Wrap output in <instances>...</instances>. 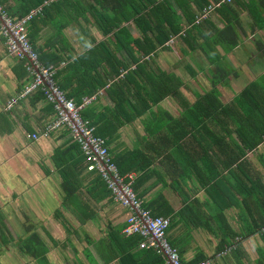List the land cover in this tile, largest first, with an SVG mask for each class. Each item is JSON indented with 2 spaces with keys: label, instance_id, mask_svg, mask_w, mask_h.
<instances>
[{
  "label": "trees",
  "instance_id": "1",
  "mask_svg": "<svg viewBox=\"0 0 264 264\" xmlns=\"http://www.w3.org/2000/svg\"><path fill=\"white\" fill-rule=\"evenodd\" d=\"M9 1L0 0V4L16 21L27 17L33 11H38L28 23L30 41L44 65H55L59 68L55 79L69 99L80 104L83 98L92 97L99 90L106 89L107 96L115 104L109 109V116H106V113L103 114L104 117L98 116L94 106L83 112L84 118L89 119L96 126L97 135L113 140L124 124H133L143 118L167 97L173 96L183 107L184 113L181 118L174 119L168 114L172 123L167 125L163 123L164 126L157 119L156 122L153 120L148 122V128L154 135L151 145L159 147L164 145V150L156 151L157 155L154 156L141 150L127 156L113 157L122 175L137 173L133 184L137 196L140 199H144L148 194L151 196L146 203V209L155 217L171 219L167 238L180 254L183 264H199L210 256L201 252L193 261L185 260L189 235L185 234L184 238H179V235L175 234L181 226L191 234L192 231L199 229L213 231L216 223L222 233V240L216 253L237 243V248L223 259L233 258L242 253L243 249L237 239L258 235L264 245V233H262L264 171L259 170L249 158H245L247 154L244 152V148L247 152H251L264 142V87L255 82L250 84L227 106L222 105L220 92L215 88L191 103L186 101V95L181 90L184 84L182 79L162 70L154 59L157 51L170 49L168 45L172 44L170 42L172 39H174L173 44L175 40L183 39L195 50L200 47L199 36H203L206 42H203L201 48L211 59L210 61H213V54L218 57L215 47L221 45L229 34L234 33V23L230 21V17L238 13L234 5L240 0H235L217 10L226 16V22L225 28L218 30V36L215 38L203 35L201 27H194V22L196 16L216 0H93L94 4L89 8L76 0L70 2L72 8L64 5L67 0H14L12 5L8 4ZM97 7L99 8L96 9ZM87 10L96 17L98 28L104 35L111 37L113 42L108 39L99 43L94 42L93 47L77 57L63 48L50 52L49 46L46 49L35 45L40 28L61 18H68V21L78 20L80 15L87 14ZM186 18L189 20L188 26L192 24L193 26L184 25L183 20ZM131 23L139 31V35H133ZM182 31H185L184 36L180 35ZM236 39L228 45L230 51L238 44ZM63 62L67 64L60 67ZM20 64L22 67L25 65L24 61H20ZM123 69L127 72L123 78H119ZM24 72L26 73L25 68ZM222 74L219 73L218 78L223 79ZM217 82L219 81L214 83ZM34 96L39 100H45L42 91H38ZM181 99L185 100V103L182 104ZM51 107L53 108L52 105ZM52 110L54 113V109ZM230 125H234V131L228 129ZM217 130L220 131V135ZM221 132H230V134L225 137ZM233 133L237 136V142H234L233 137L230 136ZM225 141L230 144L234 154H230V161L227 163L219 161V164L220 168H232L236 165L230 172V177L235 178L234 182L214 165L212 157L208 158L209 153H214V150L209 149V143L224 152L222 145ZM185 146L192 148L191 155ZM71 148L76 149L85 160L78 143H72ZM179 150L185 154L182 155L183 161L191 164L197 160L200 162L193 164V169L174 171L176 179L181 178L178 180L179 183L164 182L161 189L150 193L160 184L154 186H146V184L155 176L162 177L157 169L150 170V168L160 158L163 164L173 161L178 165ZM144 159L147 161L145 167H130L137 161L140 165ZM192 174L195 182L198 180L199 183L191 186L187 178H193ZM165 189H170L183 202V207L179 211L175 210L165 196ZM201 192L202 196H200ZM87 194L95 203L103 201H107V204L115 203L112 191L101 176L90 184ZM225 199L229 201L225 202ZM239 205L246 217L242 218L243 229L236 231L229 224L225 212ZM85 206L86 210H89L86 215L87 220L95 218L96 211L93 206L88 202ZM129 214L128 211L127 215ZM125 226L126 223L119 227L112 225L108 234L114 253L120 258L121 264H167L164 255L152 249L139 248L142 241L139 235L132 237L123 235L122 230ZM36 239L39 244L43 243L39 236ZM259 253L258 263L264 264V246Z\"/></svg>",
  "mask_w": 264,
  "mask_h": 264
},
{
  "label": "crops",
  "instance_id": "2",
  "mask_svg": "<svg viewBox=\"0 0 264 264\" xmlns=\"http://www.w3.org/2000/svg\"><path fill=\"white\" fill-rule=\"evenodd\" d=\"M76 1L88 8L94 4L93 0ZM76 1L67 0L64 5L72 8L70 2ZM13 2L14 0H10L8 4L12 5ZM238 4L234 5L238 13L230 17V21L234 23V33L229 34L221 45L215 47L218 57L213 54V61H210L202 50L201 45L206 40L199 35L200 47L195 50L192 45L189 46L180 39L175 40L174 44H169L170 49L156 52L154 59L157 65L165 72L182 79L184 84L181 90L186 95V101L194 103L215 88L220 92L222 105L227 106L250 84L255 82L264 87V0H240ZM196 18L194 27H201L202 34L210 38L217 37L218 30L225 28L226 16L219 11L199 24L196 23ZM67 19L61 18L40 28L35 45L46 49L49 46L50 52L63 48L77 57L93 47L94 42L99 43L107 39L113 42L111 37L104 35L98 28L97 19L90 11L85 16L80 15L78 20ZM188 21L187 18L184 19V25L193 26V24L188 26ZM130 27L133 35H139L133 23ZM184 32L182 31L180 35L184 36ZM235 39L238 44L230 51L228 45ZM5 44V38L0 32V192L4 191L6 201L10 200L9 203L12 201L14 208L12 212L8 211V205L4 208L0 200V264H121L120 258L114 253L108 234L112 225L119 227L126 223V219H119L120 212L116 202L95 203L87 194L90 184L101 176L100 173L90 167L84 153L85 160L76 149L71 148L74 141L67 131L56 132L49 138H39L37 141L28 138V135L39 134L43 127L55 119L51 105L34 96L36 92L20 101L12 110L6 109L10 99L29 83L31 75L25 65L21 66L20 60L7 52ZM66 64L63 62L60 67ZM123 71L127 72L124 69ZM219 73H223V79L218 78ZM215 81L219 82L214 83ZM95 97L96 99L84 111L94 106L98 116L104 117V113L109 116V109L115 104L107 96L106 89L99 90ZM181 103H185V100L181 99ZM183 111V107L173 96L165 98L143 118L133 124H124L113 140L106 139L111 156H127L141 150L151 156L157 155V152H161L165 147L151 145L154 135L148 128V122L152 120L156 122L157 119L162 122L160 124L167 125L171 122L168 114L178 119L181 118ZM234 128V125L228 127L231 131H234ZM217 132L220 135V131ZM228 134L230 132H221L225 137ZM230 136L237 142L235 133ZM189 146L185 148L191 155L193 152ZM222 147L224 152L209 143V149L214 150V153L212 152V155L209 153L208 158L212 157L214 165L233 181L235 178L230 177V172L236 165L232 168H220L219 161L227 163L231 160L230 154L234 153L226 141ZM244 152L247 154L245 158H249L259 170L264 171V142L251 152L244 148ZM178 154L180 156H176L179 157L178 165L173 161L163 164L160 158L150 168L157 169L162 176L161 178L155 176L146 184V186L160 184L150 193L161 189L164 182L179 183L178 180L181 178L176 179L174 171L193 169L194 165L200 162L193 161V165L182 160V155H185L182 151L179 150ZM135 164L130 167H145L147 161L144 159L140 165L138 161ZM131 173L137 177L136 172ZM187 180L191 186L199 183L198 180L195 182L194 175ZM164 194L176 211L183 207L181 199L170 189H165ZM150 198L148 194L141 199L145 208ZM86 202L96 211L93 219L86 218L89 213V210H86ZM240 206L231 207L225 212L229 224L236 231L243 229L242 218L246 217ZM5 209L8 213L11 212V215L18 213L31 219V222L23 224L21 232L18 231L22 234L17 233L16 236L12 234ZM214 226H216L214 232L199 229L189 234L183 226L176 230L175 234L179 235V238H184L185 234L189 235L186 243L188 250L185 254L187 262L193 261L201 252L210 258L214 257L222 240L218 225L214 223ZM37 236L43 243L39 244ZM43 236L48 237L47 241ZM237 241L243 249L241 254L233 258L214 259L213 264H259V251L264 246L262 239L255 235ZM13 249L16 250V258H12V261L4 259Z\"/></svg>",
  "mask_w": 264,
  "mask_h": 264
},
{
  "label": "built area",
  "instance_id": "3",
  "mask_svg": "<svg viewBox=\"0 0 264 264\" xmlns=\"http://www.w3.org/2000/svg\"><path fill=\"white\" fill-rule=\"evenodd\" d=\"M235 0H216L208 5L203 12L197 15L196 23L208 19L224 5ZM38 11H33L27 17L15 20L0 4V32L5 38L7 52L20 61H24L31 80L15 97L6 105L7 110H12L18 103L38 91H42L45 101L53 106L55 119L40 130L39 134L28 135L30 140L49 138L54 133L67 131L72 140L78 143L92 169L97 170L106 181L112 191L114 201L123 209L130 212L126 219V226L122 234L126 237L139 235L142 241L140 249H152L167 258V264H183L180 254L172 247L167 231L171 225V219L155 217L151 211L143 206L142 200L134 191L133 184L136 174L122 175L110 154L107 140L96 133V127L83 116L84 109L90 105L96 95L83 98L80 104L69 99L58 86L55 76L57 67L46 66L29 38L28 23ZM174 39L170 42L173 43ZM125 71L119 78H123ZM264 233V228L262 230ZM237 248V243L226 247L214 257L199 264H213L214 259H222Z\"/></svg>",
  "mask_w": 264,
  "mask_h": 264
},
{
  "label": "rangeland",
  "instance_id": "4",
  "mask_svg": "<svg viewBox=\"0 0 264 264\" xmlns=\"http://www.w3.org/2000/svg\"><path fill=\"white\" fill-rule=\"evenodd\" d=\"M0 200H1V204L3 205L4 208H6V206L8 205V211H11V212L13 211V209H14L12 207L13 202L11 201V203H9L10 200L6 201V195H5L4 191L0 192ZM117 206L119 209L118 211L120 212V215L118 213L119 219L120 220L127 219L128 211L125 209H122L119 205H117ZM17 209H18V207H17ZM5 211L8 214L7 218H8V224L10 227V231L12 232V234L14 236L18 235L17 233H20L23 230V224H27L29 221L31 222V219L25 218V217L21 216V214L16 213L17 215H14V214L11 215V212H9L10 213L9 214L6 209H5ZM14 212H15V210H14ZM18 231H20V232H18ZM20 234H22V233H20ZM43 238L47 241L48 237L43 236ZM15 251L16 250H14V249L12 251H9L10 253H7L5 258H4V256H3V258L6 260L12 261V258H16L15 256L17 255V253Z\"/></svg>",
  "mask_w": 264,
  "mask_h": 264
}]
</instances>
